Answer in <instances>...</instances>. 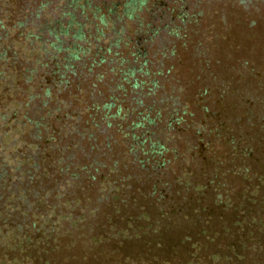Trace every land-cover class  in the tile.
<instances>
[{
    "label": "trees",
    "instance_id": "trees-1",
    "mask_svg": "<svg viewBox=\"0 0 264 264\" xmlns=\"http://www.w3.org/2000/svg\"><path fill=\"white\" fill-rule=\"evenodd\" d=\"M200 16L0 0V264H264V58L161 84Z\"/></svg>",
    "mask_w": 264,
    "mask_h": 264
},
{
    "label": "rangeland",
    "instance_id": "rangeland-1",
    "mask_svg": "<svg viewBox=\"0 0 264 264\" xmlns=\"http://www.w3.org/2000/svg\"><path fill=\"white\" fill-rule=\"evenodd\" d=\"M189 4L201 16L188 26L190 42L181 46L176 41L174 53L164 61V69L170 70L162 77L164 91L183 88L192 95L210 82L206 73L228 75L236 71L240 60L258 64L264 58L263 7L241 0H189ZM200 58L208 61L203 72L196 65Z\"/></svg>",
    "mask_w": 264,
    "mask_h": 264
}]
</instances>
